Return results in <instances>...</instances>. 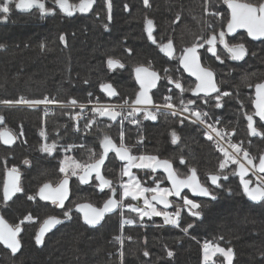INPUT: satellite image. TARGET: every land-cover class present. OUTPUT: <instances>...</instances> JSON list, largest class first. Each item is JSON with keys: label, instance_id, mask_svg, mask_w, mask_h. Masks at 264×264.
Instances as JSON below:
<instances>
[{"label": "trees", "instance_id": "trees-1", "mask_svg": "<svg viewBox=\"0 0 264 264\" xmlns=\"http://www.w3.org/2000/svg\"><path fill=\"white\" fill-rule=\"evenodd\" d=\"M20 1L0 0V132L8 131L16 138L11 148L0 145V216L13 229L21 230L19 252L12 255L0 246V264H118L121 236L125 240L124 264H200L203 241L232 251L231 264H264V205L248 203L237 184L227 187L230 195L222 194L217 200L188 196L195 203L193 209L180 203L170 208L182 219L181 231L165 226L161 217H141L132 209L138 204L122 198L123 164L114 154L102 155L101 137L109 136L133 155L168 161L183 176L191 170L201 175L218 172L222 158L193 125L158 115L155 124L143 123L141 129L127 131L120 141L119 122L94 119L88 126L77 119L79 110L74 108H59L48 117L39 110L2 108L1 104H15L20 99L30 103L52 100L61 106H81L94 98L102 103H132L135 85L131 71L138 65H150V48L134 13L136 0H109L110 9L104 0H30L34 4L31 9L18 11ZM58 1L72 7L93 1L94 6L87 15L68 17L57 10ZM111 62L120 69L109 70ZM158 65L163 67L159 61ZM104 86L117 96L112 100L104 96ZM166 95L157 92L154 101ZM236 111L234 102L226 103L221 111L208 108L209 117H222L226 129L240 132ZM171 133L178 137L176 145ZM47 144L55 147L52 156L41 150ZM66 158L79 169L97 163L102 166L101 176L119 196L125 209L122 218L131 226L120 231L119 212L95 229L82 224L72 209L88 197L86 189L92 202L103 203L109 192L100 199L94 180L88 187H80L73 178L75 195L64 211L69 220L60 217L61 226L41 247L36 246L38 227L52 216L51 210L37 201L36 192L65 175ZM6 170L16 171L21 178V193L9 204L3 202L1 193ZM134 174L146 189L166 185L162 176L150 170ZM218 264L223 262L218 260Z\"/></svg>", "mask_w": 264, "mask_h": 264}, {"label": "flooded vegetation", "instance_id": "flooded-vegetation-1", "mask_svg": "<svg viewBox=\"0 0 264 264\" xmlns=\"http://www.w3.org/2000/svg\"><path fill=\"white\" fill-rule=\"evenodd\" d=\"M77 6H68L63 1L56 3L57 10L68 17L75 14L80 15L76 11ZM123 6L125 7V5ZM134 13L137 15L136 22L142 26L144 40L150 48V65H138L131 71L135 85V96L139 92V88L133 78L134 69L143 67L149 71L152 70L151 72L158 75L159 80L157 85H155L156 89L151 93L153 105L147 108L155 116L156 120L155 122L144 121V115L138 117L135 114L136 108L132 103H128L133 107L132 111L129 112L133 116V122L128 123L123 113L109 111L94 117L87 123L88 126L94 119H106L110 122L117 121L120 124L119 139L123 141L127 131L141 129L143 123L155 124L158 115H168L178 119L180 122L193 125L202 132L203 139V130L196 121L201 120L210 124L218 123L229 135V145L234 151V157H231L230 162L226 163L225 155L211 147L222 158L223 165H218V172L201 175L191 170L195 172L200 186L210 196V199L203 200H217L222 194L228 196L231 191L227 190V187H234L237 184L245 200L250 203L242 192L240 176L243 177L245 182L250 184L248 191H253L255 194H264V0H136ZM185 54L190 56L185 64L186 70L181 67V60ZM158 61L163 67L158 68ZM109 64H112V68H109L108 65L109 70L120 69L119 64L116 62ZM197 69L212 74V79L198 76ZM186 73H191L195 77L191 78ZM144 80L147 81L145 78ZM199 82L201 85H205L204 91L211 93V96H193V92ZM148 86H151L150 82ZM111 90L116 97L115 91L112 88ZM157 92L167 93V97L155 102L154 97ZM189 97L191 100H189ZM178 98L182 100H178ZM225 102H234L238 106L239 112L236 111L235 113V121L241 127L240 132L226 129L227 127L222 117L215 116V120L209 117V106L216 111H221L226 105ZM0 125H2L1 122ZM170 138L173 145H176L178 142L176 133H171ZM204 141L206 140L204 139ZM100 145L102 155L114 154L118 156L123 168L132 156L146 158L133 155L125 147H118L107 135L101 137ZM43 148L48 151H44ZM41 150L43 154L49 155V151L52 150L54 152L55 147L43 145ZM63 150L66 151L65 148ZM235 152L239 154L238 157ZM67 161L68 164L69 162L72 164V160L69 158H67ZM158 162L169 163L168 161L153 159L149 168L133 170V174L135 171L150 170L153 175H160L164 178L166 185L163 188L167 190L168 197L165 201L168 208L163 209L153 201L157 196L150 198L151 205L159 211H166H161L165 214L175 213L169 210L173 206H177L178 203L181 206L193 209L195 203L190 199L197 198L191 197L188 192H183L178 199L173 198L172 191L165 177L160 173L154 174L152 172L153 166ZM239 166V176H237L236 171ZM101 168L102 166L99 163L84 169H79V167L74 169L73 166L72 170L64 172L65 175L57 183L44 184L55 188L62 179H69V197L62 208H58L57 202L49 204L39 201L47 209L51 210L52 216L47 219L61 220L60 217H62L69 220V213L64 211L70 198L75 195L74 189L72 190V183L73 178H77L80 187H88L94 180L96 182V190L101 195L100 199L104 197L106 192H109V197L103 203H100V201L92 202L91 193H88L86 189L85 195H88V197L74 205L72 209L74 217L78 216L81 221V217L75 211L80 205H89L99 210L108 200L113 199L118 203L116 213L119 212L121 216L120 231L131 226L130 222H126L122 218L125 210L122 207V201L115 191H110L109 183L101 176ZM172 169L178 179L187 178L191 172L189 171L187 175L183 176L173 166ZM210 176H215V179ZM74 188L77 187L74 186ZM134 202L137 203L136 201ZM259 204L264 205V201ZM161 218L163 219V217ZM163 220L165 226L181 231L182 219L180 217L173 223L170 220Z\"/></svg>", "mask_w": 264, "mask_h": 264}, {"label": "water", "instance_id": "water-1", "mask_svg": "<svg viewBox=\"0 0 264 264\" xmlns=\"http://www.w3.org/2000/svg\"><path fill=\"white\" fill-rule=\"evenodd\" d=\"M93 1L81 2L76 11L80 15H86L89 13L93 6ZM32 3L28 0H22L17 5L18 11H28L32 7ZM189 54H185L181 60V67L186 70V61L189 59ZM112 64H109V68H112ZM200 67V66H197ZM201 68V67H200ZM198 76L207 77L212 79V74L207 73V71H201L197 69ZM187 76L193 78L195 77L191 73H186ZM133 78L135 84L139 88V92L134 97L132 105L136 108L135 114L139 117L144 115V121L155 122L156 118L152 115L147 108L153 105L151 93L156 89L158 83V75L147 70L146 68L140 67L133 70ZM144 78L147 80L145 81ZM150 82L151 86H148ZM210 88V84L208 85ZM205 85H201L200 82L193 92V96H203L209 97L211 93L205 92ZM108 99H113L115 97L114 92L110 87H103L101 89ZM15 142V137L8 131H2L0 133V143L5 148H10ZM239 168H237L236 175L239 176ZM152 172L154 174H162L167 184L170 186V189L173 194V198L178 199L183 192H188L191 197L197 199H210L208 192L202 188L199 184L198 178L195 172H190L188 177L185 179H178L172 169L170 163L167 162H158L153 168ZM215 179V176H210ZM249 183L243 180V177L240 176V186L242 192L245 195L246 199L252 204H259L264 201V194L257 193L253 191H248ZM21 193L20 191V174L15 171H6L3 178L2 186V199L5 204H9L13 198ZM69 197V179H62L58 185L53 188L50 185H43L37 191L36 198L42 203H58V208H62L67 202ZM153 201L161 206L163 209H167V202L162 198H154ZM118 203L110 199L108 200L101 209L97 210L92 208L89 205H80L76 208V213L81 217L82 223L90 228H98L104 219L109 216H113L117 211ZM63 222L58 219H47L45 220L38 228L34 242L37 247H41L44 239L57 228L61 226ZM21 234L20 228L13 229L5 220L0 216V246L10 252L12 255H15L20 250V245L18 242V237Z\"/></svg>", "mask_w": 264, "mask_h": 264}, {"label": "rangeland", "instance_id": "rangeland-1", "mask_svg": "<svg viewBox=\"0 0 264 264\" xmlns=\"http://www.w3.org/2000/svg\"><path fill=\"white\" fill-rule=\"evenodd\" d=\"M28 1L33 4V2H31L30 0H28ZM104 1H105L107 8L110 9V1L109 0H104ZM33 6H34V4H33ZM95 101H98L99 103L101 102L98 98H94L92 100V102H95ZM120 103H124V102L120 101L117 104H120ZM13 104L14 103L1 104V106H2V108H13L12 107ZM81 106H83V105H81ZM63 107L69 108V105H66ZM43 150L48 151V150H46V148H43ZM235 153L238 157L239 154L237 152H235ZM52 155H53V151L50 150L48 156H52ZM226 159H227V157H226ZM65 160H63V162ZM152 161H153L152 158L150 159V158H142V157L132 156L130 158V160L124 165L123 175L125 178V183L123 185L122 198L123 199H131L133 201H136L138 203L137 206L139 208L134 207L132 209H134L135 212L140 213L139 215L143 218L163 217V219L171 221L173 216L178 218L177 213H172V214L171 213L170 214L162 213L158 209H155V207L153 205H151L152 203H150V198L153 196L154 197L155 196L161 197L164 200L167 199V197H168L167 190H165L163 187L160 188L158 186L146 189L145 187H143L142 185L139 184L136 176L133 174V170H140L143 168H149ZM225 162L229 163L226 160H225ZM73 166L75 169L76 167H75L74 163L70 164V162H69V164H68V161H65V164L62 167V171L63 172H65V171L69 172V170H72ZM193 208H195V206H193ZM124 225H126V224H124ZM124 242H125V240H124L123 236H121L119 239V250H120V252L118 254H116V255H118L117 256L118 257V264H124L123 258H122L123 256H121V254L123 255L122 243L124 244ZM199 250H200V264H218V260L221 261V263L223 262V264H231L232 260H233V256H234L232 251H230L229 249H223L222 247L219 248V247L213 246V244H211L210 242H207V241L201 242Z\"/></svg>", "mask_w": 264, "mask_h": 264}, {"label": "built area", "instance_id": "built-area-1", "mask_svg": "<svg viewBox=\"0 0 264 264\" xmlns=\"http://www.w3.org/2000/svg\"><path fill=\"white\" fill-rule=\"evenodd\" d=\"M12 107L28 108L31 110H39L43 116H51L54 111L63 108V106L55 103L52 100H45L41 102L30 103L25 101V99L18 100L17 103L13 104ZM69 108H74L79 110L77 119L82 122H90L94 117H98L103 114V112L114 111L117 113H123L126 117L128 123L133 122L132 111L133 107L124 103H99L98 101L89 102L83 106L69 105ZM199 127L203 130L204 139L211 145L212 148L216 149L219 153L227 157L226 161L230 162V158L234 157V151L229 145V135L224 129H222L218 123H204L201 120L196 121ZM177 218L172 217L171 223L175 222ZM120 250L116 254H118Z\"/></svg>", "mask_w": 264, "mask_h": 264}, {"label": "bare ground", "instance_id": "bare-ground-1", "mask_svg": "<svg viewBox=\"0 0 264 264\" xmlns=\"http://www.w3.org/2000/svg\"><path fill=\"white\" fill-rule=\"evenodd\" d=\"M152 71V70H151ZM55 232V231H54Z\"/></svg>", "mask_w": 264, "mask_h": 264}]
</instances>
